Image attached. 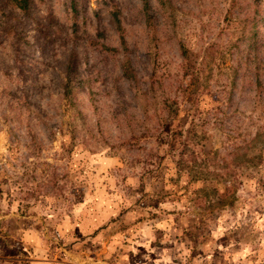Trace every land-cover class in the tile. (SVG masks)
Segmentation results:
<instances>
[{
    "label": "rangeland",
    "instance_id": "374dc122",
    "mask_svg": "<svg viewBox=\"0 0 264 264\" xmlns=\"http://www.w3.org/2000/svg\"><path fill=\"white\" fill-rule=\"evenodd\" d=\"M263 15L0 0V264H264Z\"/></svg>",
    "mask_w": 264,
    "mask_h": 264
},
{
    "label": "trees",
    "instance_id": "16d2710c",
    "mask_svg": "<svg viewBox=\"0 0 264 264\" xmlns=\"http://www.w3.org/2000/svg\"><path fill=\"white\" fill-rule=\"evenodd\" d=\"M142 1L145 4L148 2V0H142ZM7 2L10 3L12 7L18 8L22 13L27 14L29 12L31 0H7ZM259 22L262 25V27L264 28V15L260 17ZM117 28L118 29L121 28L120 23H117ZM261 35L264 37V31L262 32ZM120 44L123 46V48H126L125 47V40L123 39V37H121ZM72 55L74 56V54H72ZM73 56H70V58L68 59V64H67V74H68L67 81L69 83L71 81L70 73L72 72ZM122 68H123L122 69V75L126 79L134 78L133 70L131 68V61L128 58H125L122 61Z\"/></svg>",
    "mask_w": 264,
    "mask_h": 264
}]
</instances>
